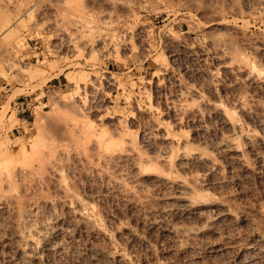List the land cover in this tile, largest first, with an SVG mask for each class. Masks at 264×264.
<instances>
[{
    "label": "rangeland",
    "instance_id": "rangeland-1",
    "mask_svg": "<svg viewBox=\"0 0 264 264\" xmlns=\"http://www.w3.org/2000/svg\"><path fill=\"white\" fill-rule=\"evenodd\" d=\"M0 264H264V0H0Z\"/></svg>",
    "mask_w": 264,
    "mask_h": 264
},
{
    "label": "built area",
    "instance_id": "built-area-1",
    "mask_svg": "<svg viewBox=\"0 0 264 264\" xmlns=\"http://www.w3.org/2000/svg\"><path fill=\"white\" fill-rule=\"evenodd\" d=\"M31 104L24 102H14L12 110L15 112L17 119L21 120L26 116V113L30 110ZM17 130V129H16Z\"/></svg>",
    "mask_w": 264,
    "mask_h": 264
}]
</instances>
